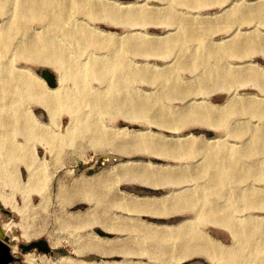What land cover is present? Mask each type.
Segmentation results:
<instances>
[{
	"label": "rangeland",
	"instance_id": "1",
	"mask_svg": "<svg viewBox=\"0 0 264 264\" xmlns=\"http://www.w3.org/2000/svg\"><path fill=\"white\" fill-rule=\"evenodd\" d=\"M29 1L23 0L22 3V0H17L16 4H11L0 0L1 4L5 3L8 7V12H0V23L19 22L10 17L21 14V7L30 6ZM80 1L60 0L66 13L74 16V19L67 22L86 27L90 34L89 38H86L88 41L91 35L104 42L112 40L114 44H118L117 47L121 46L124 54L128 56V67L113 76V82L119 83L114 85L108 94V75L102 71L94 72L89 74L88 79L92 97L103 94L107 100L114 98V105L105 109L108 113L104 110L105 113L100 115L106 134L127 132L128 139L117 141V144L120 145L121 142V145H124H118L121 148L98 145L96 139L88 138L89 135L84 139L76 137L77 139L72 141L70 139L74 134L73 129L84 128L88 125L87 122L73 119L67 110L60 111L54 118L56 120L50 121L42 107L34 103L29 105V110L39 117L42 125H49L46 132H50L55 138H62L63 141L54 150L51 145L50 151L38 140L31 145L24 141L23 136H19L20 142L32 147L31 153L36 154L38 161L29 169V152L28 157H25L26 162L21 161L11 166L9 179L0 180V195L2 193L9 198L7 205L0 200V224L6 227V235L11 238L9 246L17 249L14 256H23L19 248L21 244L47 240L51 246L53 237L61 241V245L53 250L65 256L70 255L72 250L68 241L73 239L76 232L73 228H63L61 218L76 213H85L83 219H88V223L84 222L85 228H81L79 233L83 236L91 233L102 239L134 241L139 238L140 231L134 229L133 232L110 233L100 224H96L95 220L100 223L106 220L109 222L118 217L117 220L137 218L155 224H180L181 233L186 232L180 236L182 240L184 238V242L175 245V252L180 257L186 252L181 249L183 246L203 249L213 246L214 241L223 246L235 244L236 240L230 230L216 225L210 217L211 212H205L203 208L211 207L215 202L223 206L235 203L243 207L240 215L245 219L251 215L264 219V206L261 205L259 197L257 199L261 203H255L254 209L251 210H246L251 204L245 201V192L250 188L264 190V180L245 178L247 175L261 174L260 168L264 166V150L260 145H257L259 150L257 147L256 150L253 149L259 130L264 129V117L252 115L244 110L249 99L252 102L261 101L264 106V0H83L82 4ZM38 12L51 14V11L46 10ZM169 15L172 18L168 17ZM38 22L32 25L33 30L38 32L46 30L47 24L52 23ZM88 41L82 43H89ZM72 42L66 41L61 47L65 52L74 55L80 51L78 44ZM18 43L19 39L15 44ZM100 47L95 49L91 44L86 50L90 52V57L105 59L109 50L104 44ZM233 48L237 50L236 53ZM79 54L85 55L83 51ZM31 63L24 60L18 62L20 66L29 67L31 70L33 67V71L41 78L42 70L51 72L58 81V72L51 68V64ZM70 82L72 80L67 85L72 91L75 86ZM235 103L239 104L240 112L231 114L230 108ZM263 106H258L259 110ZM141 137H145V140ZM138 139L141 140L137 142ZM125 141L126 144L123 143ZM131 141H135V145L139 144L131 146ZM147 141L149 142L145 147ZM154 144L156 147L159 144V147L156 148ZM235 152L237 154H234ZM105 154L117 156L121 158V162L96 172H89L98 158ZM237 156L242 160L239 162L241 168L236 170L237 174L236 171L232 173L241 179L226 180L223 177L226 174L222 172L225 169L223 167L233 160L236 161ZM122 167H127L130 171ZM151 171L155 173H150ZM30 173L35 175L31 181ZM229 173L231 172H227ZM151 175L154 178H151ZM243 178L245 180L242 181ZM217 188L223 190L219 191ZM76 192L81 195L76 196ZM138 197H165L166 207L169 205L168 211L171 214L167 218L136 213L134 209L139 206ZM14 206H34L41 213L37 217L30 214L28 218H24L14 210ZM6 211L13 216L10 218ZM34 221L43 231L38 237L27 240L23 236V226L33 225ZM188 231L193 232L191 236ZM197 237L200 238L198 242ZM129 242L128 246H140ZM240 250L247 254L241 246ZM32 253L46 256L48 259L54 258L37 251ZM121 256L101 257L98 254H87L81 258L97 263L124 262L125 257ZM128 258L133 263L150 262L148 256ZM178 264L211 263L204 254H200Z\"/></svg>",
	"mask_w": 264,
	"mask_h": 264
},
{
	"label": "bare ground",
	"instance_id": "2",
	"mask_svg": "<svg viewBox=\"0 0 264 264\" xmlns=\"http://www.w3.org/2000/svg\"><path fill=\"white\" fill-rule=\"evenodd\" d=\"M29 2H30V6H28V7L22 6L21 7V9H22L21 11H23L21 14H19V15L15 14V16L10 17L11 19L18 20L19 22H15V23L10 22V23H5V24L0 23V180H5V181L7 179H9L8 178L9 174H10L9 170H10L11 166L17 165L21 161H25V157L27 158L29 152L31 153V150H32L31 149L32 147H30V145L27 146V144H25L24 142H20L19 136H23L24 141L28 144L31 143V145H33L34 141L38 140L41 143H43L45 146H47V148L50 151H51V145H52V150H54V149H56V147L60 146L62 141H63L62 138H55L54 136L51 135L50 132H46L49 128V125H45V124L42 125L43 123H41L42 121L39 119V117H37L35 114H33L34 112L32 113L29 110V105L32 103L37 104L38 106L42 107L47 112L48 116L50 117V121H53L54 118L56 117V115L60 111L67 110L70 113V115L73 117V119L83 120V121L87 122L88 125L86 127L78 128L77 130L73 129L72 133H74V134H73V136H71V139H70L72 141L77 139V138L78 139H81V138L84 139V137L86 138L89 135L88 138L96 139V143H98V145H105V146L110 145L112 147L115 146L117 148H121V147H118L119 144H117V141H119V140L121 141L124 138L128 139L126 137L128 136L127 134H129L127 132L123 133L121 131L118 133L116 132L115 134H111V135L106 134V132L104 130L105 126L103 125V120L101 119L100 115H101V113H105V111L107 109H109L110 107H112L114 105V98L111 97V99L107 100V98H105L103 96V94H100V95L98 94L99 96L94 95V96H97L96 98L92 97L93 94H91V89L89 87V81H88L89 76H90L89 74H93L94 72L102 71L103 73H105L106 75L109 76L108 82H107L108 83L107 94L113 89L114 85L117 86V83H119V81L113 82V79H112L113 76L116 75V72H118V71L122 72V71H124V69H126L128 67V56H127V54H124L125 52H123L124 50L121 48V46H119L120 48L117 47L118 44L117 45L114 44V42L112 40H110L109 42H104L103 40L101 41L100 39H97L96 36L94 37V35H91V38L89 39L90 41H88L86 38H89L90 34H88V30L86 27H84L83 25L71 24V23L67 22L68 20L74 19V16H72L71 14H68L69 13L68 11H67L68 13H66L65 8L63 6H61L62 3L60 2V0H30ZM69 2H70V0H69ZM82 2H83V0H82ZM82 2L80 1L79 3L82 4ZM222 2H224V1H222ZM5 3L16 4L17 0H6ZM5 3L4 4L0 3V12H3V11L8 9V7H6L7 5H5ZM22 3H23V0H22ZM79 3H78V5H79ZM69 6H70V4H69ZM37 10L38 11H40V10L51 11V14H41ZM26 11H31L33 13H26ZM7 12H8V10H7ZM84 13H86V11ZM128 15H130V14H128ZM134 15L135 14H133V16ZM101 16H102V14H101ZM136 16L137 15H135L134 17H136ZM99 17H100V14H99ZM114 17H116V16H114ZM168 17H171V16L169 15ZM245 17H247V16H245ZM142 18H143V15H142ZM95 20L93 19V21H95ZM138 20L139 19H137V21ZM248 20H249V17H248ZM38 21H52V23L50 22L47 24L48 27L46 30L38 32V31L33 30V28H32L34 26L33 24L37 23ZM116 21H117V19H116ZM262 21H264V20H262ZM140 22L142 23V21H140ZM232 22H234V20ZM232 22H231V24H233ZM118 24H120V23H118ZM87 35H88V37H87ZM253 38H254V36H253ZM18 39H19V43H18V45H16L15 42H17ZM244 39L242 40L243 43H244ZM251 40H252V38H251ZM255 40H256V38H255ZM66 41L67 42L73 41L76 44H78L80 52L77 51L76 54H74V55L65 52L64 48H62L61 45H64V43ZM84 41H88L89 43L83 44L82 42H84ZM73 42H72V44H73ZM116 42H117V40H116ZM91 44H92V46L95 47V49H96V47H98V46L100 47V46H102V44H104L109 50L108 56L105 59L100 58V57H94V58L90 57V52L88 53L86 48H89V46ZM126 47H128V46H126ZM245 47H246V45H245ZM50 48H51V51H49ZM107 48H106V50H107ZM240 49H242V48H240ZM66 50H68V49H66ZM81 51H83V53L85 55L79 54V53H81ZM233 51H235V53H236L237 50H235L233 48ZM77 53H78V55H77ZM229 53H230V51H229ZM238 53H240V52H238ZM21 60H24L27 62H32L31 65L33 63H40V64L43 63L44 65L45 64H49V65L51 64V68H54V71L58 72V74H57L58 85H56L55 87H51L45 81L44 78H41L37 73H35V71H33L34 70L33 67H32L33 70H31L29 67L20 66L18 64V62ZM36 66H34V67H36ZM39 66H41V65H39ZM239 75H237V76L240 77ZM237 76H236V78H237ZM229 78H230V76H229ZM71 80L75 86L74 90H72V91L70 89H68V85H67L68 82ZM230 80H228V81L230 82ZM72 82H70V83H72ZM221 82H222V80H221ZM235 82H236V80H235ZM230 84H232V83H230ZM133 99H135V98H133ZM115 100H117V99H115ZM254 101L252 102L250 99L247 100V105L245 106L244 110L246 112L252 114V115L254 114V115H258V116L260 115V116L264 117V106L261 105L262 104L261 101H259V102H254ZM121 102H122V100H121ZM119 104H120V101H119ZM117 106H119V105H117ZM126 106H127V108L128 107L130 108L129 105H126ZM258 106H263V108L261 107V109L259 110ZM122 108H125V107H122ZM127 108H126V110H127ZM228 108H229V106H228ZM114 109H113V111H114ZM222 109H219V110L222 111ZM230 109H231L230 110L231 114H234V113L240 112L241 108H240L239 104L235 103V104H233V106H231ZM218 115H219V113H218ZM218 119H219V117H218ZM211 120L214 121L213 119H211ZM211 120H209V121H211ZM215 122H217V121L215 120ZM209 124L211 125V122ZM232 128L233 127H231V129ZM245 130H247V129H245ZM125 131H127V130H125ZM132 131H134V130H132ZM247 131H249V130H247ZM252 132H253V130H252ZM136 135H137V137H139L138 134H136ZM144 138L141 137V139H144ZM256 138H257V141H256L255 145L253 146V149L256 150V147H257L259 150V146H257V145H260L262 150H264V129H262L261 131L259 130ZM133 140H136V139L133 138ZM140 140L138 139L137 142H139ZM122 141H124V140H122ZM253 141H254V139H253ZM134 142L135 141L130 142L131 146H132V144H134ZM148 142L149 141H147V144L144 145L145 147H146V145H148ZM123 143L126 144V141ZM127 143H129V142H127ZM121 144L122 143L120 142V145ZM138 144L136 143V145L135 144L134 145L137 146ZM158 145H157V147H159ZM121 146L124 147V145H121ZM151 146H153V145H151ZM154 146H155V144H154ZM126 148H128V147L126 146ZM129 148H130V144H129ZM176 150H177V148H176ZM221 152H222V150H221ZM236 152L234 154H237ZM244 152H245V150H244ZM245 153H247V152H245ZM230 154H229V156H230ZM238 155H240V154L238 153ZM253 155H255V154H253ZM103 156L108 158V156H113V155L105 154V155H102V157ZM240 157H241V155H240ZM235 158L237 159L236 161L232 159L233 162H230L228 166L224 165L225 167H223V168H225V169L222 168L223 169L222 172H226V174L223 175V177L226 180L235 181V180H238L240 178V177L236 176V174L238 173L236 170H239L241 168L239 162H242V160H239L238 156ZM29 160L30 161H27V165L30 169L31 165H33L34 163H36L38 161L36 154L34 152L31 153V157L29 158ZM223 160H225V159H223ZM214 161H215V159H214ZM250 166H252V165H250ZM122 168H125V167H122ZM138 168H139V166H138ZM248 168H250V167H248ZM251 168H254V167H251ZM146 170L148 171V169H146ZM260 170H261V174H259L257 176H250V175H247V176L244 175V176H245V178L247 177L248 180L256 179V178L264 180V166H262V168H260ZM152 171L150 173H155ZM232 171H236V174L232 173ZM137 172L140 173V171H137ZM214 172H216V171H214ZM227 172H231V173L227 174ZM145 173H146V171H145ZM140 174H143V172ZM33 175H34L33 173H30V178H29L30 181H31L32 177L35 178V175L34 176ZM219 175H221V174H219ZM132 176H133V174H132ZM126 177H127V174H126ZM152 177L154 178V176L151 175V178ZM211 177L212 176H210V178ZM149 178L146 179L147 182H148ZM245 178H243L242 181L245 180ZM153 180H150V181H153ZM239 182H240V180H239ZM220 183H222V182H220ZM250 184H252V183H250ZM220 185H218V186H220ZM245 185H246V183H245ZM147 186H148V184H147ZM249 186H251V185H249ZM215 187L216 186H214V188ZM213 190H215V189H213ZM222 190L223 189L221 188V190H219V191H222ZM243 191H245V190H243ZM237 192H238V190H237ZM171 193H173V192H171ZM245 193H247V198L245 201L248 204H251L249 206H253V207L248 206V208L245 206L246 210H251L252 208L254 209L255 203H259V202L261 203V201H262L261 205L264 206V190L261 191V190H258L257 188H250L248 190V192H245ZM77 195L79 197L81 195V193L79 194L78 192H76V196ZM78 197H77V199H79ZM235 197H237V196H235ZM258 197L261 201H258V199H257ZM161 198L162 197H142V198L138 197L137 199L139 201L138 202L139 204H137V205H139V206H138V208H136L134 210L136 211V213H144V214L150 215L152 217H167L168 218L169 215L171 214L168 211L169 205H168V207H166V202H167L166 198L165 197H163L162 199ZM8 199L9 198L7 195H4L1 193L0 200L5 205H7ZM232 199H233V196H232ZM230 202H229V204H230ZM233 202L238 203V202H240V200H236V201L233 200ZM129 203H130V201H129ZM132 203H134V202H132ZM212 205L213 206H211V207L203 208V210L205 212L206 211L211 212L210 217H212L214 219V223L216 225L225 227L228 230H230L234 240H236L235 244H233L231 246H223L220 243H217L216 241H214L213 246H209V248L207 246L206 248L204 247L203 249H200L199 247H195V246H191V247H184L183 246L181 249L184 250V252L186 250V252L183 253L184 255L180 257L175 252V250H176L175 245L180 244L182 241L184 242V238L182 240L181 239L182 237H180V236L181 235L183 236V234L186 233V232L181 233L180 224L179 225H168V224H162V223L161 224L160 223L155 224V223L147 222V221L137 219V218H124L123 220H117V219H119L118 217H115V218H117L116 220L110 217L114 221H109V222H107L106 219H105L106 221H104V222L102 221L101 223L98 220H95L96 224H100L101 227L106 232H110V233H120V232H126V231H129V232L132 231L133 232L134 229H138L140 231L139 238L134 240V241H132L133 239L126 240V241L120 240V239H102L96 235H92L91 233H90V235H84V236L81 235L79 232H80L81 228H85L84 222H87L86 221L87 218L85 220L83 219V217H85V215H84L85 213H76V214H70V215H68L69 217L67 216L64 219L61 218V220H63V223H62L63 228H67V230L69 228H73V229H75L74 232H76L75 235L73 236V239H70V241H68L69 245L71 247V250H72L70 255L65 256V255L61 254L60 256L54 257L53 259H48L46 256L36 255L35 253L29 252V253L23 254L22 260H23L24 264H178L181 261L183 262V261H186V260H188L194 256L196 257L197 255H200V254L203 255L204 254L208 258V261H210L211 264H221V263L222 264H236V263L241 264L243 262L245 264H264V219L261 217H258V216H254V215H251L245 219L244 217H242L240 215V213L243 210V207L240 206V204L236 205L234 203V205H229V206L225 204L226 206H223L221 204H216V202H215V204H212ZM133 208H135V207L133 206ZM45 209H47V208H45ZM14 210L16 212H18L19 214L23 215L24 218H28V216L30 214L33 216L35 215V217H37L41 213L40 210L34 206H32V207L14 206ZM90 221H93V220H90ZM38 226H39L38 224L37 225L35 224V221H34L33 225L25 224V226H23V236L27 240L31 239L32 237H38L41 234V232L43 231V230L39 229ZM88 227H90V226H88ZM5 228L6 227L4 225H1L0 231H2V233H3V235L0 236L1 239L3 236H6V234H7V232H6L7 229H5ZM188 233L190 235L193 232L190 233V231H188ZM138 235H139V233H138ZM193 236H194V234H193ZM193 236H192V238H193ZM186 237H188V236H186ZM199 239L200 238L197 237L196 241L198 242ZM191 240L192 239L190 238V241ZM200 241H202V240H200ZM128 242L129 243L132 242V243L138 244L140 246H138V247L132 246L131 247V246H128L129 245ZM188 242H189V240H188ZM193 242H191V243H193ZM60 245H61V241L59 238H54V237L51 238L52 249H56ZM204 246H206V245H204ZM240 246L244 250L247 251V254H245L244 251L240 250ZM11 251L14 255L16 253L17 249L11 248ZM87 254H98V255H101V257L102 256L103 257H108V256L112 257L114 255H122L123 257H125V260H124V262H101V263L90 262V261L83 260L81 258ZM44 255H46V254H44ZM131 256L132 257L133 256L134 257L135 256H138V257L148 256L150 262L147 261L148 263H143V262L133 263L128 258Z\"/></svg>",
	"mask_w": 264,
	"mask_h": 264
},
{
	"label": "water",
	"instance_id": "3",
	"mask_svg": "<svg viewBox=\"0 0 264 264\" xmlns=\"http://www.w3.org/2000/svg\"><path fill=\"white\" fill-rule=\"evenodd\" d=\"M41 76L45 79V81L51 86L55 87L58 83L57 77L53 75L51 72L42 70ZM121 162V158L117 156H101L98 158L97 162L94 164L92 168L89 169V172H95L98 171L104 167H108L111 165H115L117 163ZM6 214L11 218L13 215L6 211ZM1 223V222H0ZM1 228V224H0ZM3 233L0 231V236H2ZM8 243H11L10 236L6 235L3 236L2 239L0 238V264H24L21 256H14L11 248L9 247ZM19 248L22 250L21 254H26L29 252H35L37 251L39 254H46V255H52L53 257H58L61 255L60 252H57L53 249H51L50 244L47 240H37L30 242L28 244H21L19 245ZM95 258V257H94Z\"/></svg>",
	"mask_w": 264,
	"mask_h": 264
}]
</instances>
